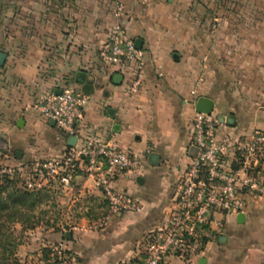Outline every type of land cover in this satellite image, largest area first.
<instances>
[{
  "label": "crops",
  "instance_id": "crops-1",
  "mask_svg": "<svg viewBox=\"0 0 264 264\" xmlns=\"http://www.w3.org/2000/svg\"><path fill=\"white\" fill-rule=\"evenodd\" d=\"M113 1L0 0V53L6 56L0 139L11 160L27 166L57 159L78 139L97 136L141 161L136 173L117 174L111 184L141 210L116 216L102 229H94L93 218L107 205L91 179L76 178L83 193L75 201L61 193L62 205L88 215L71 236L80 264H135L143 237L167 222L190 163L199 97L212 99V113L224 120L219 139L264 129V0H119L122 27L141 42L140 88L133 95L126 91L135 64L109 65L99 56L115 23ZM77 73L86 75L91 89L82 91ZM62 88L87 98L72 137L35 109ZM243 215L218 217L199 258L167 262L264 264V199L249 200Z\"/></svg>",
  "mask_w": 264,
  "mask_h": 264
},
{
  "label": "built area",
  "instance_id": "built-area-1",
  "mask_svg": "<svg viewBox=\"0 0 264 264\" xmlns=\"http://www.w3.org/2000/svg\"><path fill=\"white\" fill-rule=\"evenodd\" d=\"M122 12V4L114 0L115 23L99 56L109 65L135 64V75L126 91V95H133L140 88L142 54L122 27ZM86 101L85 96L62 88L60 95L49 94L35 109L72 137ZM223 125L224 120L213 113L209 116L194 113L190 163L178 179L173 208L163 226L143 237L135 264H169V258L183 262L199 258L213 238L212 226L217 224L218 217L244 214L249 200L264 199V129L226 140L219 139L216 133ZM8 156V147L0 139V178L19 176L27 191L54 186L75 201L83 193L74 184L76 178L91 179L107 205L94 229L104 228L116 216L141 210L135 200L111 187L117 174L136 173L140 159L100 137L78 139L60 158L36 160L27 166L6 164ZM70 261L74 263L75 259Z\"/></svg>",
  "mask_w": 264,
  "mask_h": 264
},
{
  "label": "rangeland",
  "instance_id": "rangeland-1",
  "mask_svg": "<svg viewBox=\"0 0 264 264\" xmlns=\"http://www.w3.org/2000/svg\"><path fill=\"white\" fill-rule=\"evenodd\" d=\"M259 8L264 11V4ZM4 161L13 163L10 155ZM23 182L19 176L0 178V264H80L71 249V236L86 213L62 205L54 186L48 193L27 191ZM22 192L31 195L21 201ZM103 215L93 218L94 222Z\"/></svg>",
  "mask_w": 264,
  "mask_h": 264
},
{
  "label": "water",
  "instance_id": "water-1",
  "mask_svg": "<svg viewBox=\"0 0 264 264\" xmlns=\"http://www.w3.org/2000/svg\"><path fill=\"white\" fill-rule=\"evenodd\" d=\"M140 41L139 40H135L134 41V47L135 49L139 50L140 49ZM6 56L2 53H0V66H2L4 64ZM120 79L119 76L115 75L113 77V82H117ZM75 83L81 87L83 92H86L87 89H91V86L86 82V75L84 73H77L76 77H75ZM61 94V89L56 90L54 92V95H60ZM213 108H214V101L210 98L207 97H199L194 104V111L197 114H204L209 116L210 114H212L213 112ZM109 115H111L113 113V110L109 109L107 112ZM220 120H222L220 118ZM49 124L51 126L55 125L54 121L49 120ZM244 215L243 214H239L237 216L238 220H243ZM69 235H66V238H68Z\"/></svg>",
  "mask_w": 264,
  "mask_h": 264
},
{
  "label": "trees",
  "instance_id": "trees-1",
  "mask_svg": "<svg viewBox=\"0 0 264 264\" xmlns=\"http://www.w3.org/2000/svg\"><path fill=\"white\" fill-rule=\"evenodd\" d=\"M31 194L27 193V192H22L21 193V201L25 200L26 198L30 197Z\"/></svg>",
  "mask_w": 264,
  "mask_h": 264
}]
</instances>
